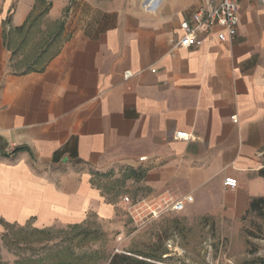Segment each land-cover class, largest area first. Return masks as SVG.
Returning <instances> with one entry per match:
<instances>
[{
    "label": "crops",
    "instance_id": "0c3cea01",
    "mask_svg": "<svg viewBox=\"0 0 264 264\" xmlns=\"http://www.w3.org/2000/svg\"><path fill=\"white\" fill-rule=\"evenodd\" d=\"M13 1L0 0V228L136 224L124 197L183 195L226 226L264 197L262 0H239L233 41L213 32L191 47L175 42L197 0L99 8L77 24L71 0ZM112 172L125 183L106 189Z\"/></svg>",
    "mask_w": 264,
    "mask_h": 264
},
{
    "label": "rangeland",
    "instance_id": "374dc122",
    "mask_svg": "<svg viewBox=\"0 0 264 264\" xmlns=\"http://www.w3.org/2000/svg\"><path fill=\"white\" fill-rule=\"evenodd\" d=\"M71 1L75 3L72 22L77 24L82 14L92 17L95 9L137 11L157 0ZM120 177L116 172L106 173L104 188L120 187L125 183ZM220 224L215 217L185 208L140 224L124 215L112 223L89 216L76 226L42 229L31 222L1 225L0 264H108L114 253L152 264H264L263 217L247 212L238 222L226 220V226Z\"/></svg>",
    "mask_w": 264,
    "mask_h": 264
},
{
    "label": "built area",
    "instance_id": "2783aa9c",
    "mask_svg": "<svg viewBox=\"0 0 264 264\" xmlns=\"http://www.w3.org/2000/svg\"><path fill=\"white\" fill-rule=\"evenodd\" d=\"M198 4L188 19L180 22L182 34L175 42L176 47L199 46L204 41V35L215 32L216 39L223 42H231L235 39L238 31L239 0H197ZM264 2V0H262ZM131 76L129 71L124 77ZM237 122L235 116L231 117ZM176 139H191V135L185 132H175ZM225 187L235 188L237 181L233 177H226L223 181ZM127 203V214L136 224L154 219L165 212H180L186 208L187 203L192 201L190 195H183L175 199L155 198L149 201L132 203L129 197H124Z\"/></svg>",
    "mask_w": 264,
    "mask_h": 264
},
{
    "label": "trees",
    "instance_id": "16d2710c",
    "mask_svg": "<svg viewBox=\"0 0 264 264\" xmlns=\"http://www.w3.org/2000/svg\"><path fill=\"white\" fill-rule=\"evenodd\" d=\"M24 149L23 147L15 148L11 153H3L4 156H10L17 151ZM264 177V167L259 171ZM249 212H254L264 218V197L253 198L250 202ZM108 264H152L144 259L134 257L132 255L114 253L110 256Z\"/></svg>",
    "mask_w": 264,
    "mask_h": 264
}]
</instances>
